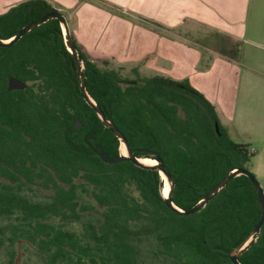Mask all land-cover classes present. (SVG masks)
<instances>
[{
	"label": "trees",
	"instance_id": "16d2710c",
	"mask_svg": "<svg viewBox=\"0 0 264 264\" xmlns=\"http://www.w3.org/2000/svg\"><path fill=\"white\" fill-rule=\"evenodd\" d=\"M51 8L46 0L9 8L0 38ZM72 39L89 96L133 155L161 157L174 205L186 210L227 173L247 169L254 152L231 138L215 105L187 79L137 67L125 77L124 67L96 64ZM9 76L26 87L7 90ZM120 144L80 92L58 19L0 46V264H15L20 248L40 264H233L229 253L261 212L249 178L234 176L200 210L180 214L166 205L157 169L100 158L120 154ZM238 259L264 264V221Z\"/></svg>",
	"mask_w": 264,
	"mask_h": 264
},
{
	"label": "crops",
	"instance_id": "0c3cea01",
	"mask_svg": "<svg viewBox=\"0 0 264 264\" xmlns=\"http://www.w3.org/2000/svg\"><path fill=\"white\" fill-rule=\"evenodd\" d=\"M22 1L25 0H0V14ZM46 1L65 14L72 36L91 61L100 66H121L125 71L137 67L146 75L187 79L215 105L221 124L220 109L229 119L236 117L234 99L231 103L229 94L225 93L226 87L232 88L231 62L219 63L224 68L219 75L204 69L197 73V55L170 37L180 36L171 28L187 19L206 23L212 30L233 33L234 27L244 19L246 0ZM158 22H163L168 31L160 28Z\"/></svg>",
	"mask_w": 264,
	"mask_h": 264
},
{
	"label": "rangeland",
	"instance_id": "374dc122",
	"mask_svg": "<svg viewBox=\"0 0 264 264\" xmlns=\"http://www.w3.org/2000/svg\"><path fill=\"white\" fill-rule=\"evenodd\" d=\"M244 11V19L234 27L233 33L212 30L206 23L187 19L183 24L171 28L173 33L180 36L170 38L197 55V73L204 69L219 75L224 71L219 63L231 62L233 76H229V79L232 88L226 87L225 93L229 94L231 103L234 99L236 117L229 119L228 114L219 108L220 119L235 142L246 144L254 152L246 167L256 176L264 192V0H246ZM158 23L161 24L160 28L166 29L163 22ZM122 74L132 77L129 69L123 70ZM15 264L40 263L35 261L32 254L20 248Z\"/></svg>",
	"mask_w": 264,
	"mask_h": 264
},
{
	"label": "water",
	"instance_id": "95a60500",
	"mask_svg": "<svg viewBox=\"0 0 264 264\" xmlns=\"http://www.w3.org/2000/svg\"><path fill=\"white\" fill-rule=\"evenodd\" d=\"M50 18H56L59 20L63 35L66 38L68 49L71 52L72 56L74 57L75 64H76V74H77V80L80 92L84 98V100L95 110L99 118L101 119L104 126L108 127L120 140L121 144L125 148V153L120 152V154L116 156H109L106 153L100 152L99 156L101 159L105 160L108 163H115L122 160H131L135 165L139 167L144 168H150V169H157L159 173L161 174V177L168 182V192L166 195L162 194L164 197V201L167 206L173 208L175 211H177L180 214H191L195 211L200 210L223 186H225L231 178H233L236 175L244 174L246 175L250 182L252 183L255 192L257 194L259 204H260V216L258 220L256 221L255 225L252 227L249 234L245 237V239L236 246L230 253L229 257L233 264H242L238 256L246 250V248L256 240V237L260 233V228L264 221V192L260 185V182L256 178V176L249 171L246 168H235L230 173H227L215 186H213L208 192H206L192 207L182 210L176 205H174L171 201V194L173 192V179L171 174L166 170V167L159 155H155L154 157L150 158L155 160L154 164H146L142 162L143 158L148 157H136L133 155L129 143L126 139V137L123 135V133L116 127V125L108 118L106 117L103 109L99 107L94 100L89 96L86 84H85V76L82 71L83 64H82V58L77 50L76 44L74 43L72 39V35L70 32V27L68 24L67 17L57 8H51L47 13L43 14L42 16L36 18L35 20L29 22L28 24L21 27L12 38L8 40H3L0 38V46H10L13 43H15L21 36H23L26 32L34 28L35 26L39 25L40 23L50 19ZM26 87V82L14 77L9 76L7 80V90H14V89H24ZM75 127H80L79 120L75 121ZM216 130L218 131V126L216 125ZM120 144V145H121ZM164 185V184H163Z\"/></svg>",
	"mask_w": 264,
	"mask_h": 264
},
{
	"label": "bare ground",
	"instance_id": "6f19581e",
	"mask_svg": "<svg viewBox=\"0 0 264 264\" xmlns=\"http://www.w3.org/2000/svg\"><path fill=\"white\" fill-rule=\"evenodd\" d=\"M120 150H121L122 153H125V148H124V146L122 144L120 145ZM142 162H144L146 164H154L155 160L150 159V158H143ZM167 192H168V182L166 180H164V185H163V188H162V194L166 195Z\"/></svg>",
	"mask_w": 264,
	"mask_h": 264
}]
</instances>
